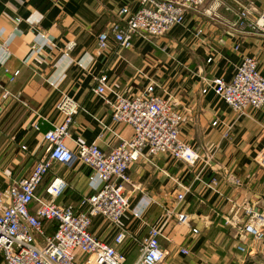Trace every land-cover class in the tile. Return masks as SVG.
I'll return each instance as SVG.
<instances>
[{"label": "crops", "instance_id": "obj_1", "mask_svg": "<svg viewBox=\"0 0 264 264\" xmlns=\"http://www.w3.org/2000/svg\"><path fill=\"white\" fill-rule=\"evenodd\" d=\"M240 5L264 11V0H208L201 11L210 9L213 18L189 11L183 24L162 36L136 35L131 49L111 41L106 53H98L97 34L119 21L120 8H135L136 0H0V188L6 190L27 177L44 154L41 136L62 120L55 110L62 98L78 105L67 146L75 150L77 142L96 143L108 152L120 137H130L132 129L112 122L92 90L94 77L106 72L113 88L133 95L153 76L159 82L157 93L171 99L183 115L181 138L203 158H213L193 167L164 154L131 163L128 173L141 188L134 191L131 208L121 219L125 238L115 245L117 229L102 218L94 219L90 230L115 245L125 256L124 264L137 260L140 242L151 226L161 227L159 242L166 256L160 264H225L224 251L211 245L214 239L233 236L234 229L222 216L230 214L234 203L264 207V169L256 162L264 149V107L238 115L212 91L201 92L203 78L230 80L244 56L254 57L264 76V33L231 29ZM199 26L203 34L195 36ZM69 42L75 43L70 50ZM4 90L9 92L6 97ZM37 121L39 130L33 127ZM227 174L240 178L242 185L234 189L225 180ZM55 176L68 183L56 202L77 208L80 199L100 185L98 177L90 178L89 167L74 162L55 164L39 190ZM212 178L218 180L214 189L207 186ZM177 182L189 186L179 202ZM168 211H173L170 217ZM176 213L185 214L187 223L177 221ZM181 247L189 254H182Z\"/></svg>", "mask_w": 264, "mask_h": 264}, {"label": "built area", "instance_id": "obj_2", "mask_svg": "<svg viewBox=\"0 0 264 264\" xmlns=\"http://www.w3.org/2000/svg\"><path fill=\"white\" fill-rule=\"evenodd\" d=\"M208 0H136L135 8L124 6L118 10L119 21L97 34V52L106 53L111 41L122 49L133 47V37L144 39L162 36L173 26L183 24L189 11L204 13L213 18L210 9L201 11ZM237 20L231 29L251 34L264 33V11L251 5H240ZM215 17V16H214ZM18 21V19H17ZM234 30H228L231 34ZM203 26L195 28V36L203 34ZM235 31V32H236ZM222 41V40H220ZM69 42L66 49L74 47ZM237 49L238 46H235ZM37 49L32 46L31 52ZM207 62L212 61L208 57ZM18 71L13 72L11 80ZM201 92L212 91L238 115L249 108L264 107V76L254 57L244 56L236 65L230 80L215 76L203 78ZM159 82L148 78L146 85L136 94L119 91L110 85L106 72L94 77L93 92L107 108L112 122L127 124L132 129L128 138H119L108 152L96 143L77 142L71 150L65 143L69 136L78 105L62 98L55 110L62 120L42 133L46 144L44 154L34 163L27 177L14 182L8 189L0 188V264H124L125 256L115 245L127 234L121 219L131 208V196L141 188L131 179L128 168L131 163L164 154L188 166L199 162L209 164L211 154L203 156L180 135L182 113L169 98L157 93ZM7 90L3 96H8ZM213 121L212 125H216ZM33 127L40 129V122ZM227 132L223 133V137ZM24 148V146H23ZM74 162L89 167L93 176L99 178L98 188L80 199L79 207L63 205L56 198L65 193L68 183L59 176L53 177L42 193L38 192L44 177L55 164L70 166ZM264 169V149L256 158ZM225 180L234 189L242 185L240 178L227 174ZM216 188L218 180L212 178L207 184ZM177 201L184 198L189 186L177 182ZM173 211H168L170 217ZM225 224L235 230V248L244 255L256 252V246L264 248V209L256 203L242 202L233 205L230 214L223 215ZM102 218L117 229L113 244L96 236L90 227L93 220ZM180 223H187L186 215L176 213ZM193 233L197 229H192ZM160 226H151L142 238L139 256L134 264H160L166 256L159 238ZM180 252L189 254L187 247Z\"/></svg>", "mask_w": 264, "mask_h": 264}, {"label": "rangeland", "instance_id": "obj_3", "mask_svg": "<svg viewBox=\"0 0 264 264\" xmlns=\"http://www.w3.org/2000/svg\"><path fill=\"white\" fill-rule=\"evenodd\" d=\"M38 192L42 193L43 191L38 190ZM257 207H259V206L257 205ZM259 208L264 209V207H259ZM225 225L231 227L228 224H225ZM234 233H235V230L233 232V236H234ZM228 236L229 237H227V239L222 240V241L216 240V239L211 241V245L213 248L216 247L217 250L224 251L225 257L228 258L225 261V264H264V248L262 249V247L257 245L256 246V252H254L252 254L244 255L241 252H239L237 249L235 250V248L232 246L233 242H234V244L236 242L235 238L233 236L231 237L230 235H228ZM230 252H232V254H230ZM235 255H238V257H235ZM239 260H241L242 262Z\"/></svg>", "mask_w": 264, "mask_h": 264}, {"label": "trees", "instance_id": "obj_4", "mask_svg": "<svg viewBox=\"0 0 264 264\" xmlns=\"http://www.w3.org/2000/svg\"><path fill=\"white\" fill-rule=\"evenodd\" d=\"M39 190V189H38Z\"/></svg>", "mask_w": 264, "mask_h": 264}]
</instances>
